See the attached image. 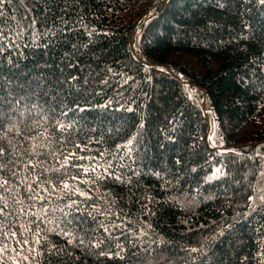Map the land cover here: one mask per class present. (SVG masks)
<instances>
[{
	"label": "trees",
	"instance_id": "obj_1",
	"mask_svg": "<svg viewBox=\"0 0 264 264\" xmlns=\"http://www.w3.org/2000/svg\"><path fill=\"white\" fill-rule=\"evenodd\" d=\"M0 12V264H264L261 0Z\"/></svg>",
	"mask_w": 264,
	"mask_h": 264
},
{
	"label": "snow or ice",
	"instance_id": "obj_2",
	"mask_svg": "<svg viewBox=\"0 0 264 264\" xmlns=\"http://www.w3.org/2000/svg\"><path fill=\"white\" fill-rule=\"evenodd\" d=\"M261 3H264V0H261ZM3 4H4V0H0V6H2ZM2 15H3V13L0 12V16H2ZM129 143H131V141H129ZM4 151H5V150H4L2 147H0V161H2ZM65 163H67V159L65 160ZM5 167H6V166L3 165L2 162H0V201H2V200L4 199V197H3V192H4V191H7V189H6L5 186L8 184V181H7L6 179L3 178V170H4ZM85 171H88V169H85ZM92 171H95V169H92ZM105 171H108V170L105 169ZM13 175H15V173H13ZM28 188H29V190H31V185H30V184L28 185ZM63 188H64L65 190H69L70 192L72 191V189L70 188V185L67 184V183H64ZM45 190H46V189H45ZM75 191H79V189H76ZM79 194H80L81 196H86V195H87V194L84 193V192H79ZM37 198H39V199H45L44 197H37ZM73 203H75V201H74ZM7 207H8V206H7L6 203H4L2 206H0V216H3V214H4L5 210L7 209ZM19 211H20V212H23L24 209L21 208V209H19ZM45 211H46V210H45ZM61 211H63V210L61 209ZM33 215H36V214L33 213ZM65 215H67V213H65ZM2 225H3V221L0 220V227H2ZM62 234H63L64 236H69V235H70V233H68V232H63V231H62ZM25 243H27V241H25ZM68 243H69V244H72V243H73V240H72V239H69V240H68ZM79 243H80V244H83L84 241H83V240H80ZM193 251H195V250H193ZM101 255H105V253H101Z\"/></svg>",
	"mask_w": 264,
	"mask_h": 264
},
{
	"label": "water",
	"instance_id": "obj_3",
	"mask_svg": "<svg viewBox=\"0 0 264 264\" xmlns=\"http://www.w3.org/2000/svg\"><path fill=\"white\" fill-rule=\"evenodd\" d=\"M202 111H203V113H204V105L202 104ZM205 120H206V122L208 123V121H207V119H206V117H205Z\"/></svg>",
	"mask_w": 264,
	"mask_h": 264
}]
</instances>
